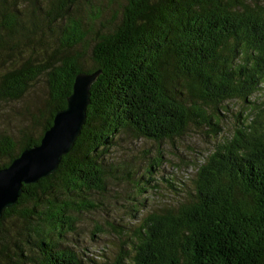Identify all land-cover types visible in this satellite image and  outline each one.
<instances>
[{
	"label": "trees",
	"instance_id": "trees-1",
	"mask_svg": "<svg viewBox=\"0 0 264 264\" xmlns=\"http://www.w3.org/2000/svg\"><path fill=\"white\" fill-rule=\"evenodd\" d=\"M80 15L81 0H0V101L20 99L41 75L47 86L38 132L0 135V168L39 143L76 74L101 71L74 146L3 211L0 264H86L62 240L77 215L98 208L94 195L108 179L127 171L108 159L116 138L161 144L195 130L216 138L224 102L264 89V0H124L98 28L96 16ZM46 31L56 45L42 47L40 61L32 43L38 34L47 46ZM161 158L152 155L149 176L134 180L130 210L156 187ZM202 161L190 197L148 211L109 264H264L263 114H246Z\"/></svg>",
	"mask_w": 264,
	"mask_h": 264
},
{
	"label": "rangeland",
	"instance_id": "rangeland-1",
	"mask_svg": "<svg viewBox=\"0 0 264 264\" xmlns=\"http://www.w3.org/2000/svg\"><path fill=\"white\" fill-rule=\"evenodd\" d=\"M123 2L124 0H81L80 16L83 19L90 14L96 16L98 19L95 28H98L99 22L111 18L113 11H120ZM38 37L36 34L32 45L34 52H38L36 59L41 61L44 58L42 47L49 50L55 47L56 41L47 31L42 38L47 46L39 43ZM84 51L87 56L89 51ZM46 97L45 76L41 75L27 86L20 99L0 101V135L19 137L21 130L26 128L37 133L35 116L44 110ZM224 104L227 108L221 111V132L216 138L207 137L204 132L197 130L187 132L174 141L165 140L161 144L125 134L116 138L108 159L125 165L128 172L118 170L114 174L118 176L117 179H108V191L94 195V199L99 202L98 208L77 215L76 231L66 233L63 244L78 251L86 264H109L121 245L123 246L126 234L130 235L139 226L140 220L148 211L161 212L174 207L178 201L189 198L193 191L197 165L203 162V156L211 153L224 137H231L246 114L250 117L255 116V113H262L264 124V89L255 92L248 101L235 98ZM145 151H148L146 155ZM158 151L162 154L161 163L151 171V175L157 179L156 187L146 186V191L137 198L138 202L144 200L143 206L130 210V206L136 202L129 198L136 195L134 180L140 176H149V160ZM100 226L102 228L98 230Z\"/></svg>",
	"mask_w": 264,
	"mask_h": 264
},
{
	"label": "water",
	"instance_id": "water-1",
	"mask_svg": "<svg viewBox=\"0 0 264 264\" xmlns=\"http://www.w3.org/2000/svg\"><path fill=\"white\" fill-rule=\"evenodd\" d=\"M100 73L76 74L66 107L55 112L39 143L25 148L8 166L0 168V218L5 209L17 202L24 184L36 183L52 174L61 157L74 146L85 123L90 87Z\"/></svg>",
	"mask_w": 264,
	"mask_h": 264
}]
</instances>
